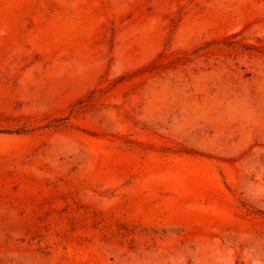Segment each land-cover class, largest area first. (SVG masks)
Listing matches in <instances>:
<instances>
[{
  "label": "rangeland",
  "instance_id": "374dc122",
  "mask_svg": "<svg viewBox=\"0 0 264 264\" xmlns=\"http://www.w3.org/2000/svg\"><path fill=\"white\" fill-rule=\"evenodd\" d=\"M0 264H264V0H0Z\"/></svg>",
  "mask_w": 264,
  "mask_h": 264
}]
</instances>
